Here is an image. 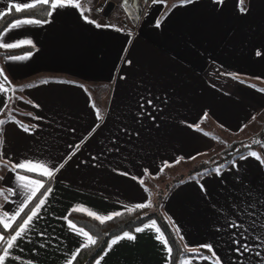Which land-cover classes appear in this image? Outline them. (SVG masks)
<instances>
[{"label":"crops","instance_id":"0c3cea01","mask_svg":"<svg viewBox=\"0 0 264 264\" xmlns=\"http://www.w3.org/2000/svg\"><path fill=\"white\" fill-rule=\"evenodd\" d=\"M109 1L114 5L106 14ZM24 2L30 0H0V11ZM82 2L106 14V23L90 11L85 13L89 19L115 27H96L66 7L50 23L0 36V43L32 41L21 46L31 50L13 55L31 53L26 60L0 55V69L17 89L0 93V120L8 121L0 126V190L17 193L7 201L0 196V211L14 213L23 199L16 173L9 170L12 164L42 162L50 169L63 164L51 179L28 175L53 191L5 264H67L83 240L70 229L69 214L87 215L74 208L103 216L122 213L126 205L148 201L145 188L153 195L179 174L203 173L196 162L202 154L222 152L218 140H248L264 126V92L257 91L264 89V0H247L245 12L239 0H140L141 14L133 27L123 0ZM29 84L35 86L18 90ZM12 96L15 104L8 110L5 101L9 105ZM250 151L264 160L261 144ZM249 152L219 176L208 172L184 180L167 194L163 211L184 248L210 244L221 264H264V162ZM232 222L243 227H229ZM12 232L0 225V234ZM129 233L136 239L125 238L110 250L107 245L93 264H169L154 231ZM234 239L249 245V251H236L240 245Z\"/></svg>","mask_w":264,"mask_h":264},{"label":"snow or ice","instance_id":"6c2138e0","mask_svg":"<svg viewBox=\"0 0 264 264\" xmlns=\"http://www.w3.org/2000/svg\"><path fill=\"white\" fill-rule=\"evenodd\" d=\"M164 0H152L153 4L156 3H163ZM193 0H180V4H189L192 3ZM216 2H222V0H216ZM135 0H123L122 7L124 8L126 13H129L133 19H138V17L135 15L134 7H130L129 5H134ZM240 4V11L245 12L246 8L243 7L244 0H239ZM11 9H14L16 13H23L26 16H34L37 12H39L41 15L46 16V19H34V18H24V19H16L14 22L9 24L7 28H5L3 31H0V36H3L5 33L21 28L22 26L27 25H40V24H46L51 22V18L53 14L60 9H64L66 7H73L77 9L81 15V17L90 24H94L96 27H115L114 25H100L96 23L95 20L89 19L88 16L85 15L86 12L90 11V9L86 6V3L82 2V0H30V2H24V3H12L9 5ZM173 7H176V5H173ZM5 13L0 11V18L4 17ZM161 24L160 20L156 21V27H159ZM119 31L120 29H116ZM130 35V33H129ZM31 40H20L16 43H0V48L3 49H15L19 48L23 45H31ZM31 53H28L27 55L23 56H8L7 59L11 61H21L26 60L29 58ZM234 79H238L237 76H233ZM40 83H47V81H41ZM243 83V81H241ZM5 85H9L8 87H5ZM34 84H29L25 86H21L18 90L23 91L25 87L31 88L34 87ZM254 87V86H253ZM8 91H12L13 93L17 91L16 88L12 87L10 85V82L8 81V77L5 75L3 69H0V93H7ZM257 91L264 92V89H257ZM9 99H12V97H9ZM19 99V97H17ZM91 99V97H90ZM7 101H5V107H7ZM95 108V105H93ZM0 111H3V109H0ZM31 115V113H29ZM96 116L97 119H102L101 111L97 108L96 109ZM205 116H207V113H205ZM9 119L14 120V117H9ZM253 119H255L253 117ZM8 121L6 120H0V126L4 125ZM15 123L22 128L24 132H29L30 128L28 125L22 124L20 121H15ZM32 127H35L34 125ZM195 127L197 130H200L199 125L192 126ZM205 136H210V133L204 132ZM214 139H219L218 137H213ZM4 143L2 134H0V145ZM253 144H261L264 146V140H252ZM250 157H254L258 160H262V157L258 155L256 152L250 151L248 153ZM240 159H245V157L242 155L239 157ZM183 159V158H181ZM190 159H194V157H191ZM179 161H177L178 163ZM264 162V160H262ZM5 166H7L8 162L5 161ZM208 163V162H206ZM165 166L167 165V162H165ZM63 167V164H61L59 167L50 169L45 163L42 162H32V161H23L19 164H12L9 168L10 171L16 173L15 175V182H16V188L23 193V199L21 200V203L18 205L17 210L9 214L7 211L0 212V225H3L4 230L12 229L13 223L18 220V218L21 217L22 213H25V209L28 208L29 204L33 202L34 200H38L37 203H35V206L32 207L27 213H25V217L22 219V222L18 224V226L13 230L12 234L9 236H5L3 234H0V251H2V254H0V264H5L6 259L10 258L11 251L17 247V241L22 239L25 234L32 228L33 224L32 222L34 219L38 218V213L40 212L43 205L46 203L47 196L53 191L51 187H47L45 189V184L42 180L34 179L28 175H22L19 170H23L25 172L29 173H36L37 175L45 176L49 179L53 178L56 172H59L60 168ZM225 167V165H220L217 168L212 169L211 171L214 172L217 176L221 174L222 169ZM164 170V168H161V172ZM147 174V170H145ZM208 171L205 170L203 173H199V176L207 175ZM135 179V177H134ZM0 180H3V177L0 176ZM197 182H199L197 180ZM141 185L144 184V181H140ZM41 189H45L44 191H41ZM201 190L204 191L203 185H201ZM144 191L148 194V201L145 203L136 204L133 206H125L127 212L131 213L136 209H145L151 207V196L152 193L149 192L147 188L144 189ZM39 193V196L37 195ZM17 194L15 190L8 189L7 194L3 190H0V196H3L5 201L9 199L10 196ZM0 208H3V205L0 204ZM85 211L87 215L95 218L98 220L101 224H103L105 221L112 220L114 217H119L122 215L121 212H114L107 216L98 215L96 212L84 209L83 206H78L77 208H74L73 211ZM65 220H68V217H64ZM69 227L72 231H74L77 235L81 236L83 238L80 247L77 248L73 253L71 259L67 262V264H72V261L76 259L77 255L81 251V249L89 248L90 246L96 245L97 239L90 235L89 232L85 231L84 228H77L76 225L68 220ZM229 227L232 228H241L243 227L240 224H237L235 222H232ZM146 230H152L155 235V239L162 243L164 245V249L168 254V260L169 264H172L171 258L173 256V248L170 246L168 239H166L164 233L161 231V229L157 226V222L155 220H151L149 223H145L140 227L135 228V233H141L145 232ZM177 234L179 235V230L177 229ZM233 235H235L233 233ZM128 239L130 241L135 240L136 236L134 234H131L127 231L123 233L122 236H116L114 239H112L108 243V249L110 250L114 245H116L119 241L123 239ZM181 240H183V237H180ZM235 244H239L240 247L236 249V251L240 252L243 250L244 252L249 251V245L242 244L239 240H233L232 241ZM200 249H206L209 253H211V256L204 255L203 252L200 251ZM185 251L187 253H191V257L185 258L179 262V264H192L193 260H205L209 261L210 264H221L220 258L216 255L214 251L213 245H200L196 248H188L187 245H185ZM19 259V258H17ZM103 259V257H101ZM96 264H100V261L97 260Z\"/></svg>","mask_w":264,"mask_h":264},{"label":"trees","instance_id":"16d2710c","mask_svg":"<svg viewBox=\"0 0 264 264\" xmlns=\"http://www.w3.org/2000/svg\"><path fill=\"white\" fill-rule=\"evenodd\" d=\"M142 7V4H140ZM38 18L45 19L46 16L41 15L39 12L34 16H26L23 13H16L14 9H10L5 13L4 17L0 18V31H3L13 20L19 18ZM31 50L30 47H19L15 49H0V55L13 56L22 54ZM253 139L263 140L264 132L259 131ZM262 135L261 137H258ZM235 140L233 143L229 144L228 147L224 148L222 152L215 154L217 155L216 160H222L225 162V167L228 166L231 162L239 158L240 156L249 152L252 148L259 144H253L252 140ZM232 155V156H231ZM200 168V165H199ZM202 171V170H200ZM212 172L211 170H207ZM23 173L31 176L39 177L33 173L25 172ZM47 185L45 186V189ZM42 189L41 191H44ZM39 196V194H38ZM34 200L25 209L27 213L37 202ZM163 199L159 195V191L153 193L151 200V207L145 209H136L133 212L129 213L126 211L122 212V215L119 217H114L112 220L105 221L101 224L98 220L84 215L82 213L72 212L69 214V218L76 225L84 228L89 232L90 235L94 236L97 239L96 245L90 246L89 248L81 249L76 259L73 260L72 264H93L95 259L105 250L109 241L125 231L133 232L136 227H140L146 222L155 220L157 226L164 233L166 239H168L170 246L173 248V256L171 258L172 264H178L179 260L185 256H191V253H187L185 248L182 246L180 240L178 239L174 229L171 227L169 222L165 219L163 213H161L160 208L162 206ZM1 212V211H0ZM25 213L21 215L18 221L14 224L12 230L16 228L18 223L25 217Z\"/></svg>","mask_w":264,"mask_h":264},{"label":"rangeland","instance_id":"374dc122","mask_svg":"<svg viewBox=\"0 0 264 264\" xmlns=\"http://www.w3.org/2000/svg\"><path fill=\"white\" fill-rule=\"evenodd\" d=\"M246 3H247V0H244L243 7L246 5ZM14 100H15V97L12 96V99H10V102H9V105H8V110L12 106H14V104H15ZM248 132L249 131H245L244 133L246 134ZM255 136L256 135H254V136L252 135L251 137H248L249 138L248 140H250V138L253 139ZM258 137H260V136H258ZM236 138L237 137H235V139ZM235 139H228L225 143L222 140H220V141L218 140L219 146H217V147L224 149V148L228 147L229 144L233 143V141H231V140H235ZM241 140H245V139H241ZM220 145H221V147H220ZM75 146H76V144H75ZM218 148H216V149L218 150ZM208 152H210V151H208ZM215 154H217V153L210 152V153L202 154L201 160L196 162L197 164L200 165V170H202V172L205 171V170H212L214 168L219 167L220 165H224L225 162H222V160L221 161L220 160H216L217 155L215 156ZM206 162H208V163H206ZM0 164H1V161H0ZM222 171H223V169H222ZM192 178L199 179L201 177L200 176H194L193 171H189L186 174H183V175L179 174V175L175 176L174 178H170L158 190H154V191H159V195L162 197L163 202H164L166 200V198H167V194L170 193L176 186L181 184L184 180L192 179ZM160 211H161V213H163V215L165 216V219L168 221L169 219L166 217V215L164 214V211H163V203H162V206L160 208Z\"/></svg>","mask_w":264,"mask_h":264},{"label":"water","instance_id":"95a60500","mask_svg":"<svg viewBox=\"0 0 264 264\" xmlns=\"http://www.w3.org/2000/svg\"><path fill=\"white\" fill-rule=\"evenodd\" d=\"M114 5V3L112 1H109L107 3V6L105 7V13L107 14L108 11L110 10V8H112V6ZM130 7H134V10H135V15L139 18L140 14H141V5H140V0H135V4L134 5H129ZM127 15V18L131 24V26L133 27L134 25H136L138 19H133L131 17V15L129 13H126ZM262 132H264V126L262 128ZM262 135H260L261 137Z\"/></svg>","mask_w":264,"mask_h":264},{"label":"built area","instance_id":"2783aa9c","mask_svg":"<svg viewBox=\"0 0 264 264\" xmlns=\"http://www.w3.org/2000/svg\"><path fill=\"white\" fill-rule=\"evenodd\" d=\"M90 13H92L93 17L99 20V22L106 23V20H105L106 14L104 13L102 9L90 8Z\"/></svg>","mask_w":264,"mask_h":264}]
</instances>
